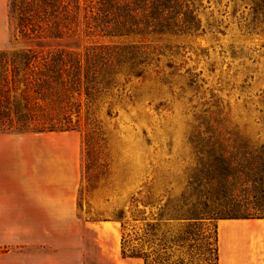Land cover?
<instances>
[{
	"label": "rangeland",
	"instance_id": "1",
	"mask_svg": "<svg viewBox=\"0 0 264 264\" xmlns=\"http://www.w3.org/2000/svg\"><path fill=\"white\" fill-rule=\"evenodd\" d=\"M193 4L199 30L166 43L170 49L144 78L126 86L131 97L115 107L117 116L101 115L107 167L94 189L87 186L80 132L0 134V189L13 190L8 202L27 208L21 221L0 223V264H144L129 252L122 255L118 216L124 211L129 217L131 199L149 187L161 205L180 197L196 167L189 144L195 118L215 113L251 141H264V35L245 20L248 11L238 0ZM11 41L7 27L0 50L11 48ZM25 45L79 50L85 43L72 38ZM167 218L158 237L184 240L173 246V260L203 264L193 235L215 225L218 264H264V220ZM129 224L126 250L138 247Z\"/></svg>",
	"mask_w": 264,
	"mask_h": 264
},
{
	"label": "trees",
	"instance_id": "2",
	"mask_svg": "<svg viewBox=\"0 0 264 264\" xmlns=\"http://www.w3.org/2000/svg\"><path fill=\"white\" fill-rule=\"evenodd\" d=\"M195 1L6 0L12 47L0 50V134L80 132L87 186L94 189L107 167L101 115L117 116L115 107L131 97L126 86L144 78L163 49H170L166 43L199 30ZM238 1L248 11L245 20L264 35V0ZM72 38L85 45L79 50L25 45ZM214 114L195 118L191 127L196 167L180 197L161 205L149 187L131 199L129 217L120 212L123 256L129 252L144 264H192L173 260V246L181 247L182 238L158 237L164 216L208 223L264 220V141H251L244 129ZM130 222L138 247L126 250ZM193 236L203 264H218L216 226L202 225Z\"/></svg>",
	"mask_w": 264,
	"mask_h": 264
},
{
	"label": "crops",
	"instance_id": "3",
	"mask_svg": "<svg viewBox=\"0 0 264 264\" xmlns=\"http://www.w3.org/2000/svg\"><path fill=\"white\" fill-rule=\"evenodd\" d=\"M7 27L6 0H0V49L4 46ZM11 192H13L11 189H0V200H3L0 202V223L21 221L27 213V208L14 206L8 202L13 198L12 195H8Z\"/></svg>",
	"mask_w": 264,
	"mask_h": 264
}]
</instances>
